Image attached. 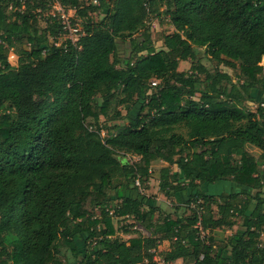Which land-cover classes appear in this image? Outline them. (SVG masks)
I'll return each mask as SVG.
<instances>
[{"label": "trees", "instance_id": "trees-1", "mask_svg": "<svg viewBox=\"0 0 264 264\" xmlns=\"http://www.w3.org/2000/svg\"><path fill=\"white\" fill-rule=\"evenodd\" d=\"M263 58L264 0H0V264H157L163 242L167 264H264ZM159 162L163 219L142 190Z\"/></svg>", "mask_w": 264, "mask_h": 264}, {"label": "rangeland", "instance_id": "rangeland-1", "mask_svg": "<svg viewBox=\"0 0 264 264\" xmlns=\"http://www.w3.org/2000/svg\"><path fill=\"white\" fill-rule=\"evenodd\" d=\"M56 7H59V6L56 5ZM53 10H54V8H53ZM67 14L72 16V15H74V11H68ZM42 25L44 26L45 24L42 23ZM149 25L151 26L153 37L156 40L158 39V37H159L158 35L161 32H163V33H172L174 31V28L168 23V20L166 18H163L161 21H159L158 19H153L152 21L149 22ZM155 45H156L157 49L164 48L162 41H158V40L155 41ZM9 59H10V62H11L12 65H14V66L18 65L19 56H18L17 50H14V49L11 50ZM200 61H202V63H204L206 66H208L211 69L217 67V65L214 62L210 61L205 56H201L200 57ZM191 65H192L191 61H182V62H180L179 70L180 71H190ZM261 65L264 67V58L262 60ZM218 68L220 70L224 71V72H228L230 74H233L232 69L227 67L224 64H222ZM257 97H258L259 101L264 100V95L261 94V93H258ZM245 105H246L247 109H249L251 111H256L257 108H258L259 103L258 102H247ZM120 109L122 110V113L124 115L127 113L125 109H123V108H120ZM101 121H102V123L106 124L107 126H111V125L114 124L113 121L106 120V118H104V117H102ZM117 123H124V121L123 120H118ZM114 131L115 130H112V131L108 132L105 129L103 131V135L112 134V133H114ZM247 149L256 158L260 157V155L262 153V151L260 149L254 147V146H247ZM127 158L129 160H131V161H134V160L138 159V157L131 156V155H129ZM166 165H167V163H165V162H159V163L155 164L153 166V174H152V177H151V179L149 181L148 189L145 190V186L144 187L142 186L143 192H145L149 196H151V198H153V201L158 203L157 205L159 207L163 208V211H164L163 214H162V212L157 213L156 216H155V219H157L158 217H161V219H163L164 215L168 214V213H171L172 215H174L175 214L174 209L178 205V202H176L175 200H170V199L166 198L164 196V194L160 192V189H159V173L158 172H159L160 167L166 166ZM173 170L177 171L178 167L173 166ZM228 189H229L228 186H226V190H228ZM213 193H215V192H213ZM215 194H217V193H215ZM185 199H187V198H185ZM182 203H183V205H181V206L185 207L184 209H182V211H184V213H188L190 215L192 208H190V209L187 208L186 204L184 203V201H182ZM95 213H96V215H99L100 211L98 209H96ZM113 221H114V227H115V230H116V235H118L122 239L129 240L130 238L135 237L137 235H142V236H146V237L151 235L150 230H148L146 227H144L143 224L140 223L135 218L131 217V218H125L124 219V218L115 217ZM124 227L129 229V232H125V228ZM237 228L238 227H234V229L228 231L227 234H231V233L235 232L237 230ZM262 239H264V237H262ZM80 245L82 247L81 249L85 248L83 246V243L80 242ZM158 245L159 246H158L157 250L156 251L154 250L155 254H156V256H155L156 262H157V264H164L163 263V257L160 254L162 252H164V251H167V249L169 247V244L166 243V242H163V243H159ZM72 264H77V263H72ZM175 264H183V261L182 260H178V261H176Z\"/></svg>", "mask_w": 264, "mask_h": 264}, {"label": "built area", "instance_id": "built-area-1", "mask_svg": "<svg viewBox=\"0 0 264 264\" xmlns=\"http://www.w3.org/2000/svg\"><path fill=\"white\" fill-rule=\"evenodd\" d=\"M57 5L59 6L58 9L61 13V20H62V24L64 26V29L69 32L70 38H72L74 41H76L79 37L80 28L72 22L71 18L73 17V15L72 16L68 15L67 12L59 4H57ZM154 84H156V82H154ZM137 184H139V181L137 182ZM163 263L167 264L164 261H163Z\"/></svg>", "mask_w": 264, "mask_h": 264}, {"label": "crops", "instance_id": "crops-1", "mask_svg": "<svg viewBox=\"0 0 264 264\" xmlns=\"http://www.w3.org/2000/svg\"><path fill=\"white\" fill-rule=\"evenodd\" d=\"M226 186H228V188L230 189L231 187H233V184H230V183H220V184H215V185H212V186H209L208 187V191L213 193H217L219 194L220 192L224 191L226 189ZM213 193V194H215ZM179 198H177V202H179ZM180 204V203H178Z\"/></svg>", "mask_w": 264, "mask_h": 264}]
</instances>
